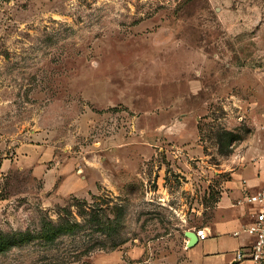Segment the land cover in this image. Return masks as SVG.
<instances>
[{
    "label": "rangeland",
    "instance_id": "rangeland-1",
    "mask_svg": "<svg viewBox=\"0 0 264 264\" xmlns=\"http://www.w3.org/2000/svg\"><path fill=\"white\" fill-rule=\"evenodd\" d=\"M0 135L45 149L3 157L0 264H181L264 155V0H0Z\"/></svg>",
    "mask_w": 264,
    "mask_h": 264
},
{
    "label": "crops",
    "instance_id": "crops-1",
    "mask_svg": "<svg viewBox=\"0 0 264 264\" xmlns=\"http://www.w3.org/2000/svg\"><path fill=\"white\" fill-rule=\"evenodd\" d=\"M12 150L15 151L14 161L22 167L32 168L35 174L42 172L45 150L37 142H17L7 141L0 135V171H3L10 159H3ZM260 152V151H259ZM246 156L244 159L246 161ZM258 156V157H257ZM250 159H254L253 166L248 164L243 169L234 170L230 174L229 180L222 188L220 198L214 202V208L210 220L202 226L205 228L208 237L205 240L197 241L191 248L186 247L183 252L181 264H234L233 254L239 248L249 243L246 235L234 237L233 233L241 230L252 220L254 208L247 204H238L244 200L248 193H254L264 187V171H260L258 161L264 160L261 153L252 154ZM195 229H193L194 232ZM197 250L195 251L194 249Z\"/></svg>",
    "mask_w": 264,
    "mask_h": 264
},
{
    "label": "built area",
    "instance_id": "built-area-1",
    "mask_svg": "<svg viewBox=\"0 0 264 264\" xmlns=\"http://www.w3.org/2000/svg\"><path fill=\"white\" fill-rule=\"evenodd\" d=\"M238 204L251 205L254 212L251 222L233 233L234 237L246 235L249 238L247 245L234 252V264H264V187L246 194L244 200ZM194 233L199 241L208 237L205 228L196 229Z\"/></svg>",
    "mask_w": 264,
    "mask_h": 264
},
{
    "label": "trees",
    "instance_id": "trees-1",
    "mask_svg": "<svg viewBox=\"0 0 264 264\" xmlns=\"http://www.w3.org/2000/svg\"><path fill=\"white\" fill-rule=\"evenodd\" d=\"M116 219V218H114ZM73 230V226H70L69 223L59 224V225H50L46 224L44 228L41 229L40 235L45 242H51L56 237L62 234H68ZM31 236L29 234H18V235H0V253H5L14 247L21 246L29 242Z\"/></svg>",
    "mask_w": 264,
    "mask_h": 264
},
{
    "label": "water",
    "instance_id": "water-1",
    "mask_svg": "<svg viewBox=\"0 0 264 264\" xmlns=\"http://www.w3.org/2000/svg\"><path fill=\"white\" fill-rule=\"evenodd\" d=\"M185 238L187 239V247L191 248L197 244V237L193 231H187L184 233Z\"/></svg>",
    "mask_w": 264,
    "mask_h": 264
}]
</instances>
